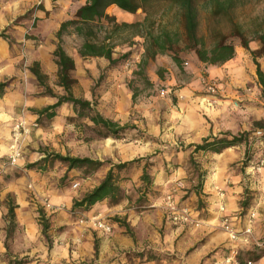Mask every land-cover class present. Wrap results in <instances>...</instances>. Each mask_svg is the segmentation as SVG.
Masks as SVG:
<instances>
[{"label":"crops","instance_id":"obj_1","mask_svg":"<svg viewBox=\"0 0 264 264\" xmlns=\"http://www.w3.org/2000/svg\"><path fill=\"white\" fill-rule=\"evenodd\" d=\"M65 2L70 1L56 2L60 13L45 22L48 25L47 29L44 30L41 26L38 33L31 35L28 30L19 27L15 30L14 39L13 34L5 29L6 38H0V65L11 63L16 69H23L24 62L27 61L31 65L29 69L22 73L17 72L12 79L22 75L23 79L29 80L36 89H40L39 92L32 93L36 107L27 110L28 118L38 117L36 113H32L34 110H42L56 102V98H40L35 95L41 93L43 87H48L45 83L46 78L49 77L52 82H58V67L54 62L53 52L57 44L56 33L63 20L56 28H54L53 20L65 14ZM50 7L49 0H29L24 12L26 14L36 9L37 21L41 23V18ZM114 7L111 6L108 9ZM51 24H53L52 27H49ZM50 29L55 32V36L50 34ZM42 38L49 42H43L46 46H37ZM13 44L19 46L14 50ZM64 51L75 62V69L71 73L75 80L71 89L72 95L76 99L91 102L85 99L91 89V82L77 70L78 58L81 57L77 51L74 53L65 49ZM202 66L206 65L202 64ZM33 67H37L43 76L42 84H39L32 74ZM260 69L264 72V66H260ZM196 72L192 67L187 74L193 75ZM204 73L207 79L217 82L224 88L223 95H210L206 88L201 86L197 75H193L184 87H174L175 79L168 82L169 86H172L168 90L172 96L150 97L148 105L143 109L134 106L133 108H138L139 121L129 119V115L117 116L114 120L104 117L115 123H117L115 120H122L124 124L132 120L136 124L137 135L130 142L123 143L124 140L111 138L113 142L109 143L108 138L92 137L87 147H79L80 141H84L81 139L80 132L76 136H79L81 140L75 144V149H72V142L69 140L70 126L66 125V120L75 115L71 111L72 107L66 104L55 110L54 118L45 119L50 121L49 128L42 130L41 127L46 123L39 117L34 121L29 119L28 124L36 123L44 133L41 139H36V130L31 134L35 146L28 145L30 153L39 152L43 155L55 153L101 162L109 161L110 164L101 167L91 176L83 177V180H77L76 183L79 185L77 189L66 185V181L69 174L79 176L81 173L66 172V166L57 162L51 165L52 171H49V168L47 171L35 169L23 173L19 170L18 175H13L8 180L0 177V213H2L0 220L3 221L0 233L3 234L6 249V252L0 255V264H14L21 261L23 264H49L52 257L57 254L53 247L54 240L61 235H66L71 242L77 232L83 236L84 243L90 244L91 247V252L87 249L83 250L84 258L81 264H213L215 261L223 260L231 248L225 247L221 242L222 230L204 228L201 225L216 217L219 211L216 204L221 198L243 210L237 213L242 220L246 221L248 214L257 210L261 193L253 189L256 177L249 176L245 170L259 161L258 153H264V135L260 138L254 135L257 129L254 125L257 123L261 124L260 130L264 133V99L261 98V86L256 76L253 57L241 47L235 48L233 59L221 66L205 67ZM81 87L87 88L82 98L77 96ZM53 95L56 96L54 93ZM59 95L62 96V94ZM182 96L185 97L184 101L180 100ZM0 98L7 99L4 94ZM43 104H45L44 107ZM117 124L120 125V123ZM57 125H60L59 129ZM87 125L92 126L89 122ZM3 131L4 129H0V132ZM224 133L235 136L247 133L250 135L248 141L250 140L251 144L249 147L245 144L232 146L219 153L193 152L194 146L201 144L204 139L221 137ZM57 140L60 142L59 145L55 143ZM173 140L177 142L174 146L163 149L160 147L170 144ZM42 146L49 147L47 150L40 149ZM147 151H151L152 155L146 157L149 158L148 170H146L160 186L154 192L156 198H163L166 191L163 185L172 176L173 165L184 168L188 173L186 181L188 187L181 189L177 202L181 207L189 209L194 218L200 220L199 227L174 226L168 221L164 209L143 207L142 205L146 203V193L139 192L140 187L136 188L139 199L134 200L128 197L127 204L121 197L117 203H111L109 199H105L87 209L73 206L75 201H79L101 183L114 161H129L131 157ZM136 160L140 162L134 163L137 167L132 171L141 179L143 175L141 173L147 161L141 164V159L137 158L131 162ZM125 163L130 162L120 164ZM130 168L132 165L125 169ZM199 176L201 187L195 190ZM238 176L242 177L239 185L235 182ZM59 177L63 178L58 179ZM237 187L242 188V191L236 192ZM218 190L223 192V197L219 196ZM248 198L250 204L245 210L244 204ZM46 201L61 209L54 213L46 211L43 207ZM10 205L14 206L16 228L13 236L7 239L5 216ZM259 211L264 215V208H259ZM97 215L107 218L111 231L116 234L111 244L105 239L104 232L88 225H80L78 222L81 216L92 218ZM41 216L48 225L45 234L40 224ZM178 229L179 234L173 235ZM28 231L37 241L34 246L35 255L31 257L21 256V253L31 252L33 249L18 248ZM71 250L70 248L69 253ZM44 251L48 254L47 260L42 259ZM252 251L253 246L247 250L240 249L241 264L250 261L243 256ZM139 254L143 256H138ZM253 263L264 264V257ZM60 264H67V261L61 260Z\"/></svg>","mask_w":264,"mask_h":264},{"label":"trees","instance_id":"obj_2","mask_svg":"<svg viewBox=\"0 0 264 264\" xmlns=\"http://www.w3.org/2000/svg\"><path fill=\"white\" fill-rule=\"evenodd\" d=\"M61 0H55V2ZM206 6L210 7L212 15L214 17H225L229 19L228 11L232 7L234 0H205ZM157 4H168L170 7L175 8L177 11L178 21L182 26L181 32H168L163 29L161 33L154 36L150 28H153V23H149L150 13L153 7ZM111 6L117 7L124 13L135 15L137 11L141 10L145 17L142 22L134 23H117L114 17L107 14V9ZM102 21H106L110 26L105 28L101 24ZM198 21L197 0H86L85 3L80 6L73 19L63 22L60 25L59 30L56 33V49L53 52L54 62L58 67L57 77L58 86L64 91L62 96H54L52 92L47 89L45 94L52 98H56L55 104L47 106L42 110L36 111L39 118H45L51 120L55 117V110L62 105L68 104L72 107L75 118L87 120L92 124V128L97 130V133L102 138H119L124 135L128 127L120 126L117 123L105 119L99 113H96L93 108V104L89 101L76 99L71 92V89L75 83L70 86V80L67 73H71L75 69V62L63 49V36L67 32L69 27H72L74 33L83 38V42L78 50V54L81 58H103L109 62V66L112 67L121 63L126 59L128 54L121 55L119 58L113 57V50L115 48L114 40L118 39L121 43L130 41L134 37H140L144 40V57L142 65H146L149 60H153L157 55H165L169 53L173 62L179 66L180 57L177 52L180 45L183 44V49L191 51L195 54L198 61L208 66H221L235 56L236 46L229 41V39L236 38L240 42V47L250 52L254 64L256 66V76L261 86V98L264 99V72L261 71L260 65L256 62V58L264 55V15L260 22L256 25V29L253 31V38L248 39L243 31L237 26H233L230 35H223L218 32L215 35V42L211 47L206 48L203 38L198 37L196 34ZM149 26V28H148ZM106 30V35L102 40H99L97 34ZM5 32V31H4ZM3 33H0V38H6ZM251 40H256L260 47L256 50H252L249 46ZM32 74L36 77L39 84H42L43 76L39 72L37 67L31 69ZM5 85L0 84V97L4 94ZM258 127L256 130H260L261 124H255ZM249 134L243 133L239 135H231L230 133H224L221 137H209L202 141L201 144L194 146L193 152L211 151L219 153L232 146L245 144L249 147ZM47 158L43 161L42 166L37 168L35 164L26 165L27 169H37L47 171L49 166L54 163H61L66 166V172L73 171V169H82L83 177L93 175L101 167L108 165L106 162L98 160H92L90 158H80L71 156H62L60 154H46ZM148 160L143 169V175L141 180L144 182L139 188V192L147 193V184L150 182V176L148 174ZM139 160L132 161L130 163L119 164L122 169L127 166L139 163ZM86 166V167H85ZM147 169V170H146ZM111 169L107 172L101 183L95 187L92 191L85 194L79 201L74 202L75 208H90L95 203L105 199H109L111 203H117L121 199V192L118 188L113 187L111 184ZM199 180L194 187L195 190H199L201 187L200 176ZM42 231L45 234L48 229V225L40 217ZM7 222V239L13 236L15 231V215L14 206H9L8 212L5 216ZM138 256H143L139 254ZM261 257H264V251L258 250L253 256L252 261H258ZM10 264V263H9ZM12 264V263H11ZM14 264H23V262H15Z\"/></svg>","mask_w":264,"mask_h":264},{"label":"rangeland","instance_id":"obj_3","mask_svg":"<svg viewBox=\"0 0 264 264\" xmlns=\"http://www.w3.org/2000/svg\"><path fill=\"white\" fill-rule=\"evenodd\" d=\"M70 2L66 3L65 6V14L53 20L54 28L57 27L59 22L63 20V22L73 19L76 10L82 6L86 0H69ZM197 10H198V21H197V29L196 34L198 37L203 38L205 41L206 48L211 47V45L215 42V35L220 32L223 35H230L233 29V26H238L241 31H243L248 39L253 38V31L256 29V25L260 22L262 15H264V0H234L232 7L228 11L229 19L219 16L214 17L212 15V11L210 7L207 5L205 0H197ZM108 11V12H107ZM107 14L111 17H114L117 23H134V22H142L145 14L141 12V10L137 11L135 15H131L128 13H124L119 10L117 7L112 9H107ZM149 23H153V28L151 32L154 36H157L161 33L163 29H166L168 32H181L182 26L178 21L177 11L175 8L170 7L168 4H157L153 7L150 13ZM31 15V10L25 14ZM23 18V17H22ZM46 20L45 22H48ZM39 23L37 24L43 26L42 28L47 29V24ZM105 28L110 27L106 21L101 22ZM49 25V27H52ZM35 27V25H34ZM149 28V26H148ZM6 32V30H5ZM4 32V35H5ZM3 33V32H1ZM30 33V32H29ZM50 34L55 36V32L50 29ZM74 34V35H73ZM31 35H33L31 33ZM106 35V30H102L97 34L99 40H102ZM51 36V35H50ZM6 37V35H5ZM40 38H38L39 40ZM49 42V40H40V43L37 46H46L43 42ZM231 43H233L236 47L240 48V42L238 39L233 38L229 39ZM56 42V39H55ZM83 42V38L75 35L72 27H69L65 35L63 36V48L73 53V49L78 52L81 44ZM115 48L113 50L114 58H119L121 55L128 54L125 60L121 63L114 65L112 67L109 66V62L105 59H95L88 58L82 59L78 58L77 62V70L78 73L83 75L89 82H91V93L93 99L91 103L93 104L94 111L99 113L105 118H111V120L116 119L117 116L129 115V119H135L139 121V112L138 108L142 109L148 105V101L150 97L157 98L166 97L160 96V91L162 90H170L172 86H169L168 82H171L173 79L176 81V86L180 88L184 87L190 82L193 75H197V78H206L204 73L205 67L198 61L195 54L191 51L183 49V44L180 45V48L177 52V55L180 57V65L177 66L169 53L165 55H157L153 60H149L146 65H142V60L144 57V40L140 37H134L130 41H126L121 43L118 39L114 41ZM251 49L256 50V47H260L259 43L256 40H251L249 43ZM248 52V51H247ZM250 53V52H249ZM256 62L260 66H264V55L257 57ZM25 65V62H24ZM128 65V66H127ZM205 65V64H204ZM196 70V74H187V71L190 69ZM112 69L110 72V80L108 81V85L110 86V90L108 89H100L99 95L102 94L104 97L103 100L99 99L97 95V90L93 87L96 83V76L99 75L101 80L104 79L103 73L108 69ZM125 73H129L131 79L128 78ZM177 77V78H176ZM196 78V79H197ZM174 82V83H175ZM47 88H42L41 93L36 94L35 97L40 98H51L49 95L45 94L47 89H49L52 94L54 93L56 96H60L59 94L64 95V91L61 87L58 86V82H52L49 77L45 80ZM201 84V83H200ZM201 86H203L201 84ZM85 90L87 88H79L77 96L85 95ZM39 92L40 89H37ZM205 94V93H204ZM167 95L172 96V93L169 92ZM116 97L118 102L114 101L112 98ZM45 104H43L44 107ZM68 105V104H66ZM42 106V105H38ZM70 106V105H68ZM134 106L138 108H133ZM71 107V106H70ZM37 110H34L32 113H36ZM70 111V109H69ZM71 111L73 112L72 108ZM74 113V112H73ZM42 121L45 118H41ZM120 125H124L128 127L127 131L124 135L119 138H112L118 140H124L123 143L130 142L132 138L137 135L135 128V123L132 120H129L126 124L122 120H115ZM45 125L42 130L50 127V121L45 120ZM87 120L77 119L75 117H69L66 120V125L69 127V133L71 134L69 140L72 142V149H75V144L79 142L81 139L84 141H80L79 147L88 146L90 144L92 137L101 138L97 133V130H94L91 126L87 125ZM39 128L40 126L37 125ZM60 125H57V129H59ZM255 126V125H254ZM255 128H258L255 126ZM36 130V128L32 129L31 134ZM82 134L81 139L79 136H76L77 133ZM30 134V135H31ZM59 138V136H57ZM88 141V143H87ZM250 141V140H249ZM57 145L60 144L59 140L55 141ZM83 144V145H82ZM87 144V145H85ZM49 146H42L40 149L45 148L48 149ZM84 147V148H86ZM53 149V148H52ZM90 149V148H89ZM147 159V158H146ZM107 164H110L109 161H105ZM35 170V169H28ZM19 170H9L7 167L0 168V177L4 180H8L9 177L13 175H18ZM249 198L246 200L244 204V209L246 210L249 206ZM259 240L264 241V223L261 225ZM264 248L261 247H253V251L249 254L243 256V258L248 259L254 264L252 261L253 256L258 250ZM257 262V261H256Z\"/></svg>","mask_w":264,"mask_h":264},{"label":"clouds","instance_id":"obj_4","mask_svg":"<svg viewBox=\"0 0 264 264\" xmlns=\"http://www.w3.org/2000/svg\"><path fill=\"white\" fill-rule=\"evenodd\" d=\"M29 0H0V32L8 30L10 34H13L19 27H23L30 33H38L40 31V25L37 24V11L36 9L31 10V15H25L24 9L28 4ZM51 5L49 10H46L44 16L41 18V23L53 16L60 13V8L57 6L55 0H49ZM23 17V18H22ZM35 25V27H34ZM11 43V41H10ZM19 45L13 44L15 50ZM73 49V53H74ZM31 65L26 61L23 69H16L11 63L6 65H0V83L5 85L4 98H0V129H4L0 132V168L7 167L9 170H20L22 173L28 171L26 165L31 163L37 165V168L42 166L43 161L47 158L45 155L37 152L30 153L28 145L33 144L35 141L30 135L32 129L28 126L29 119L33 121L38 117H27V110L31 107H36L33 102L32 93L36 92L37 89L30 83L29 80L23 79L22 75L17 79H12L13 75L17 72H25ZM112 69H108L103 73L104 79L101 80L99 75L96 76V83L93 87L97 90L99 99L103 100L104 97L99 95L100 89L110 90L108 81L110 80V72ZM70 80V86L74 81L71 79V71L67 73ZM129 79L131 76L129 73H125ZM87 100H92L91 89L89 94L85 97ZM118 102L116 97L112 98ZM24 128L23 134L20 133L19 129ZM43 131L36 126L35 137L41 139L43 137ZM108 142L112 143L111 137L108 138ZM177 142L171 141L170 144L161 145L160 147L168 148L172 147ZM152 155L151 151L141 152L136 157H131L129 161H114L111 167L112 176L111 184L120 190L123 202L128 203V197H132L134 200L139 199V193L136 192V188L144 185V182L135 175L132 169L137 166L132 165L130 169H122L118 165L124 162H131L134 159H141V164L146 162V157ZM259 162L255 165L249 166L245 171L246 174L252 177H256V182L253 185V189L261 193L260 202L257 210L252 211L251 215L247 217L246 221L242 220L237 213L243 211L238 209L234 203L225 202L224 198L216 204V208L219 210L216 217L205 224L201 225L204 228H215L222 230L221 242L224 243L225 247H230L235 251L239 249H250L254 244L261 248H264V243L259 240L260 232L259 227L264 222V215L261 214L259 208H264V153H258ZM86 167V166H85ZM49 171H52L49 166ZM73 171H79L81 175L73 176L68 175L66 185L72 186L74 189L78 188L76 184L77 180H83V170L73 169ZM143 173H141L142 175ZM59 177L58 179H62ZM188 173L182 167H176L173 165L172 176L167 180L163 187L166 189L163 198H156L154 192L160 187L154 178L150 176V182L146 185L148 192L146 193V203L143 207H152L157 209H167L177 203V197L181 195V189L188 187L186 181ZM242 177H236L235 182L239 185ZM86 191V189H85ZM236 192L242 191V188L237 187ZM2 214V213H0ZM227 217V219H221ZM3 226V221L0 220V227ZM179 229L173 235H178ZM108 243H112V238L116 235L111 230L103 233ZM90 239V237H89ZM37 241L34 235L28 231L23 237V243L18 245V248L22 249H33V251H24L21 256L27 255L29 257L35 255ZM53 247L56 251V255L52 257L49 264H60L61 260L67 261V264H81L83 260V250L87 249L91 252L90 244L84 243L83 236L77 232L74 238L69 241L66 235H61L54 240ZM71 253H69V249ZM6 252L3 243V234L0 233V255ZM42 259L47 260L48 254L46 251L42 254ZM230 264H237L233 259ZM248 264H251L249 261Z\"/></svg>","mask_w":264,"mask_h":264},{"label":"built area","instance_id":"obj_5","mask_svg":"<svg viewBox=\"0 0 264 264\" xmlns=\"http://www.w3.org/2000/svg\"><path fill=\"white\" fill-rule=\"evenodd\" d=\"M200 83L206 88L207 92L212 96H219V95L221 96L224 93V88L213 80H209L207 78H201ZM168 93H169V91L162 90V91H160L159 94H160V96H167ZM180 100L184 101L185 97L184 96L180 97ZM28 126L31 129H33V128H36L37 124L36 123L28 124ZM19 131L21 134H23L24 128H20ZM254 135L256 138H260V137H262V135H264V133H262L261 130H256ZM258 162L254 163L252 165L257 164ZM252 165H250V166H252ZM217 192L219 193L220 197H223V192L221 190H218ZM43 207H44V209H46V211H49L51 213H54V212L61 209L60 207H56V206L51 205L47 201L44 202ZM164 212L168 218V221L174 226H186V225H190L193 227H199L200 226V220L194 218L191 211L187 208L181 207L178 204V202L175 203L172 207L164 209ZM250 215H251V213L248 214V216H250ZM222 219H227V217H223ZM78 222L80 225H88V226H90L96 230H99L101 232H104V233L106 231L111 230L110 225L107 221V218H105L101 215H97V216H94L92 218L81 216L79 218ZM261 242L264 243V241H261ZM253 247L259 248V246L256 244H254ZM239 255H240V249L239 248H237L235 251H233V249L231 248L230 251L228 252V254L223 258V260L215 261L213 264H230V262L233 259L237 262V264H241L240 260H239ZM248 262L246 264H248ZM251 264H252V262H251Z\"/></svg>","mask_w":264,"mask_h":264}]
</instances>
